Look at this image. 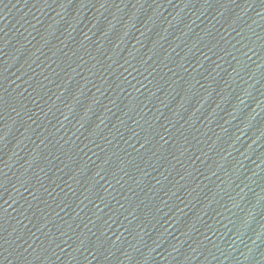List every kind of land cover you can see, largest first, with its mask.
Wrapping results in <instances>:
<instances>
[{
  "label": "water",
  "instance_id": "obj_1",
  "mask_svg": "<svg viewBox=\"0 0 264 264\" xmlns=\"http://www.w3.org/2000/svg\"><path fill=\"white\" fill-rule=\"evenodd\" d=\"M0 264H264V0H0Z\"/></svg>",
  "mask_w": 264,
  "mask_h": 264
}]
</instances>
